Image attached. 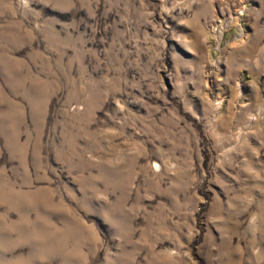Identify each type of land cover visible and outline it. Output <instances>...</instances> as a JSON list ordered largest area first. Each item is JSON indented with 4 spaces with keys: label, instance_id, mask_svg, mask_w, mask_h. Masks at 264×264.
<instances>
[{
    "label": "rangeland",
    "instance_id": "rangeland-1",
    "mask_svg": "<svg viewBox=\"0 0 264 264\" xmlns=\"http://www.w3.org/2000/svg\"><path fill=\"white\" fill-rule=\"evenodd\" d=\"M0 264H264V0H0Z\"/></svg>",
    "mask_w": 264,
    "mask_h": 264
}]
</instances>
